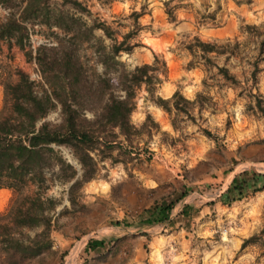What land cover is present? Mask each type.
I'll return each mask as SVG.
<instances>
[{
    "label": "rangeland",
    "instance_id": "1",
    "mask_svg": "<svg viewBox=\"0 0 264 264\" xmlns=\"http://www.w3.org/2000/svg\"><path fill=\"white\" fill-rule=\"evenodd\" d=\"M83 1L93 16L122 32L131 26L129 13L133 9L143 11L138 18L140 28L132 38L136 45L120 58L131 68L156 55L158 63L163 59L168 68L158 86L159 94L169 96L179 88L193 98L197 90H202L212 99L204 103L201 113L198 104H194L196 123L182 114L176 115L178 127L174 129L171 115L152 103L144 88L139 89L131 121L140 125L148 111L159 123V129L141 135V143L147 144L142 159L134 165L129 162L127 168L122 163L101 161L98 176L82 186V206H73L63 198L68 209L56 214L51 249L20 264H264V189L231 204L217 200L235 172L249 167L264 171V118L248 106V97L240 92V86L216 85L212 78H208L210 86H203L204 72L199 65L187 67L190 54L184 47L194 34L218 42L247 39L244 51L226 64L243 81L241 86L253 90L256 86L264 93V59L259 63L254 84L247 63L254 44L239 27L243 22L264 26V0H171L169 7L181 5L175 10V20L165 11L164 0ZM214 9L216 19L203 20L202 15ZM5 14L6 9L0 5V19ZM35 28L30 39L32 47L47 40L48 29L38 25ZM216 58L224 62L223 56ZM16 68L28 72L36 84L43 83L34 60L26 59L17 46L9 49L1 42L0 107L2 82L7 76L15 78ZM56 117L57 112L48 116ZM198 123L208 126L216 137L203 134ZM62 149L79 167L70 148ZM184 184L191 189L172 209L173 222L115 224V220L123 218L135 222L137 214L154 199L173 189L180 191ZM63 188L55 183L47 194L61 197ZM11 194V189L0 188V210L6 208ZM212 200L213 205L206 204ZM184 201L196 208L188 220L177 215ZM60 208L61 205L56 210ZM90 237H105L104 247L85 251ZM250 237L242 246L243 240ZM0 264H6L1 250Z\"/></svg>",
    "mask_w": 264,
    "mask_h": 264
},
{
    "label": "trees",
    "instance_id": "2",
    "mask_svg": "<svg viewBox=\"0 0 264 264\" xmlns=\"http://www.w3.org/2000/svg\"><path fill=\"white\" fill-rule=\"evenodd\" d=\"M170 1L164 0L165 11L175 20V10L181 5L171 8ZM0 5L6 9L0 19V43L23 50L26 59L35 61L43 78V83L36 84L28 72L16 68V77L7 76L2 82L0 188H9L12 194L6 208L0 210V250L6 264H20L51 249L56 216L68 209L63 198L73 206H82V186L98 176L101 161L122 163L127 168L129 162L135 164L142 159L147 144L141 143V135L159 129V123L148 111L140 125L131 121L139 89L144 88L146 97L171 115L174 129L178 127V114L196 123L194 104L201 113L212 96L197 90L189 98L179 88L163 96L158 86L168 74L165 60L159 64L154 55L153 60L129 68L120 58L136 45L132 38L140 28L138 18L143 11L133 9L129 13L131 26L122 32L93 16L83 0H0ZM216 12L207 10L203 20H215ZM36 25L48 29L47 40L32 47L30 39ZM239 27L254 44L247 63L249 78L255 84L259 63L264 59V26L243 22ZM246 45L247 39L218 42L194 34L184 44L190 54L187 67H201L203 86H210L208 78L216 85L240 86V92L248 97V106L264 118V93L256 86L255 90L241 86L243 81L226 64ZM217 56H223L224 62H218ZM52 112H57L54 119L48 118ZM198 127L203 134L216 137L208 126L198 123ZM62 147L70 148L79 167L68 159ZM128 170L132 173L129 167ZM55 183L63 185V196L47 194ZM190 189L187 184L180 191L173 189L144 207L135 222L123 218L115 220V224L171 223L172 209ZM262 189L264 171L244 168L233 174L217 200L231 204ZM214 201L206 204L213 205ZM193 210V204L186 202L177 215L188 220ZM251 239L243 240L242 246ZM105 243V237H90L84 249L102 248Z\"/></svg>",
    "mask_w": 264,
    "mask_h": 264
},
{
    "label": "crops",
    "instance_id": "3",
    "mask_svg": "<svg viewBox=\"0 0 264 264\" xmlns=\"http://www.w3.org/2000/svg\"><path fill=\"white\" fill-rule=\"evenodd\" d=\"M243 4H244V3H240L241 6H242ZM220 193H221V192H220ZM185 195H186V194H185ZM185 195H184V196H185ZM184 202L186 203L187 201H184ZM183 204H184V203H183ZM183 204H182V206H183ZM182 206H181V207H182ZM181 207H180V208H181ZM94 250H96V249H94Z\"/></svg>",
    "mask_w": 264,
    "mask_h": 264
},
{
    "label": "water",
    "instance_id": "4",
    "mask_svg": "<svg viewBox=\"0 0 264 264\" xmlns=\"http://www.w3.org/2000/svg\"><path fill=\"white\" fill-rule=\"evenodd\" d=\"M182 204H183V203H182ZM182 204H181V205H182ZM170 217H171V216H170Z\"/></svg>",
    "mask_w": 264,
    "mask_h": 264
}]
</instances>
